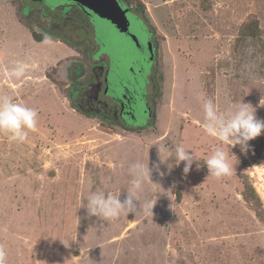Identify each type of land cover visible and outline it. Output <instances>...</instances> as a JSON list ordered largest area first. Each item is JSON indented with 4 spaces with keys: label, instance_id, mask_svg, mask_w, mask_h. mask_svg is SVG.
<instances>
[{
    "label": "rangeland",
    "instance_id": "obj_1",
    "mask_svg": "<svg viewBox=\"0 0 264 264\" xmlns=\"http://www.w3.org/2000/svg\"><path fill=\"white\" fill-rule=\"evenodd\" d=\"M25 1L0 0V97L37 112L26 142L0 132L4 264H264V134L247 153L230 148L207 134L203 109L209 99L221 114L250 103L264 120V0H130L146 6L149 24L127 6L139 44L97 15L75 32L86 26L76 14L66 38L79 50L60 37L34 40L18 10ZM41 20L30 26L44 34L49 18ZM256 20L261 37H242V25ZM92 54L111 64V95L122 96L124 85L146 95L150 115L129 121L133 130L74 108L77 90L84 83L91 90ZM20 64L26 70L17 78L11 73ZM140 70L147 81L154 71L147 87L134 77ZM159 145L164 158L183 146L198 159L185 174L174 157L160 162ZM216 147L229 153L231 176L209 174L205 161ZM138 161L149 164L151 178L137 193L136 213L89 215L87 197L98 189L127 197ZM147 202L153 210L145 211Z\"/></svg>",
    "mask_w": 264,
    "mask_h": 264
},
{
    "label": "clouds",
    "instance_id": "obj_2",
    "mask_svg": "<svg viewBox=\"0 0 264 264\" xmlns=\"http://www.w3.org/2000/svg\"><path fill=\"white\" fill-rule=\"evenodd\" d=\"M47 42V38H46ZM26 70L23 64L12 70L11 75L19 78ZM264 106V101L260 102ZM205 131L209 136L219 140L222 144L230 148L240 146L241 151L247 153L251 148L250 141L264 134V120L258 119L256 109L250 107V103H241L225 113H219L216 105L211 99L204 105ZM37 126V112L35 109L27 107L21 103L13 102L9 96L0 97V132L10 134L9 138L18 142H26L28 130L34 131ZM161 163H166L169 157H174V165L178 166L184 162L183 171L187 174L198 159L193 153H189L183 146H177L175 152L164 158L167 151L164 145L158 148ZM209 174L220 179L224 176L232 175V166L229 163V153L220 147L213 150V154L205 161ZM173 164H169L171 169ZM158 167V165H157ZM199 167V165H197ZM130 174L133 179L131 188L125 199L112 191L96 190L87 197V210L91 216H99L103 219H117L122 214L136 213L138 191L143 189V185L151 178V169L141 162L133 163L130 166ZM152 180V179H151ZM154 205L147 202L144 205L145 211L153 210ZM4 253L0 252V264H4Z\"/></svg>",
    "mask_w": 264,
    "mask_h": 264
},
{
    "label": "flooded vegetation",
    "instance_id": "obj_3",
    "mask_svg": "<svg viewBox=\"0 0 264 264\" xmlns=\"http://www.w3.org/2000/svg\"><path fill=\"white\" fill-rule=\"evenodd\" d=\"M61 1L63 2V4L60 7H57L56 9L55 8L51 9L50 7H48L44 3L45 2L44 0L25 1L23 5L25 10L31 12L33 9L35 10L36 8L35 2L40 4L41 7L40 12L44 17L49 18L47 27L52 29L53 30L52 32L56 34V36H53L51 34L49 36L60 37V39L63 37L66 38V36H68L69 32L71 31V28L68 30V25H72L77 19L74 15L75 14L74 12H78V14H80L79 16L83 20L84 19L86 20L84 21L86 26L79 25V28H77L76 30L74 29L75 32H77L78 30L87 31L86 30L88 28L87 19L91 21L92 20L91 18H94L96 15L76 2H72L68 0H61ZM119 1L121 5H123V7L127 8L128 4L125 2V0H119ZM66 7H73V8L67 9ZM54 14L55 16L58 17L53 16ZM149 30L151 32L149 45H151L152 48L151 50L153 51L152 58L151 60L149 58V60L153 63L157 57V49H156L157 43L153 37L154 33L151 31L150 28ZM71 33L72 32H70V35ZM79 35L80 34H77V36ZM125 35L131 37L129 34H125ZM138 47L141 49L144 48L141 43ZM93 54H92L93 62L91 68V77L93 78V81H90L91 90L90 92L87 90L86 83H84V87H82L84 91L83 93H81L82 91L80 89L77 90L80 92V94H79V98L76 97L75 99V105L77 107L74 106V108H79V111L93 113L99 118L104 117L106 120H108L109 118L115 124H119L121 126L129 125L128 124L129 121L133 119L136 121V123H138L144 113L150 115L151 106L149 105V102L146 99V95L142 94V92L139 91L138 89L131 90L130 85H124L122 96L117 95V93L112 95L110 94L111 64L109 63V65L106 66L104 63L101 62L100 56H98V58H94ZM149 55H150V51H149ZM143 70H140L138 73L134 71L135 72L134 77L135 78L139 77L137 78V81L138 79L140 80L143 79L144 82L143 85H145L146 83V87H147L148 85H150L151 81H154L155 75L153 71L147 81L145 80V77L141 78L142 77L141 74ZM146 87H145V92L148 91ZM141 89L143 90L142 87ZM104 97H108V99L106 100ZM138 111H140V115H138ZM143 124L144 123H142L141 125ZM131 126H135V125H131Z\"/></svg>",
    "mask_w": 264,
    "mask_h": 264
},
{
    "label": "trees",
    "instance_id": "obj_4",
    "mask_svg": "<svg viewBox=\"0 0 264 264\" xmlns=\"http://www.w3.org/2000/svg\"><path fill=\"white\" fill-rule=\"evenodd\" d=\"M126 3L128 4L129 8L132 9V10H137V9L139 10L140 9L144 19L146 20L147 24H149L148 20H147V15H146V6H145V4L143 2H138L136 6H133V4H132V2L130 0H128V2H126ZM18 10L22 14L21 18H22L23 23H25L30 28L31 34H32L34 40L40 42V41H43L46 38L47 35L51 34L53 36H56V34L54 32H52L53 30L48 28L47 25H45L46 23L43 25V29H44L43 33L44 34L36 32L32 28V26H30L32 24V22H34V21H36V23L39 24V25L43 24V22L41 20V17H43V15L36 8H35V10L33 9L31 12L30 11L28 12V10L24 9V5H21ZM74 13H75L74 15L78 14V12H74ZM241 30H242V37H245V36L256 37V38L261 37V31L259 29L257 20L252 22V23H249V22L245 23L244 25H242ZM61 39L64 42H66L68 45L72 46V47H76L77 49L81 47V45H77L76 42H73L69 38H64L63 37ZM86 49L89 51V50L92 49V47H86ZM106 122L109 123V124H114L113 121H106ZM123 127L127 128V130H133L134 129V128L129 127V125H123ZM253 195L256 198H258L255 194H253Z\"/></svg>",
    "mask_w": 264,
    "mask_h": 264
},
{
    "label": "water",
    "instance_id": "obj_5",
    "mask_svg": "<svg viewBox=\"0 0 264 264\" xmlns=\"http://www.w3.org/2000/svg\"><path fill=\"white\" fill-rule=\"evenodd\" d=\"M73 1L85 9L91 11L102 19L110 21L121 33L130 32V19L128 17L129 8H124L119 0H68ZM131 34V33H130ZM132 39L139 44L135 34H131ZM149 45L150 59L153 51Z\"/></svg>",
    "mask_w": 264,
    "mask_h": 264
},
{
    "label": "bare ground",
    "instance_id": "obj_6",
    "mask_svg": "<svg viewBox=\"0 0 264 264\" xmlns=\"http://www.w3.org/2000/svg\"><path fill=\"white\" fill-rule=\"evenodd\" d=\"M72 2H73V1H72ZM122 6H123V5H122ZM95 15H96V14H95ZM130 33H131V32H128V33H125V34H129V35H131Z\"/></svg>",
    "mask_w": 264,
    "mask_h": 264
}]
</instances>
